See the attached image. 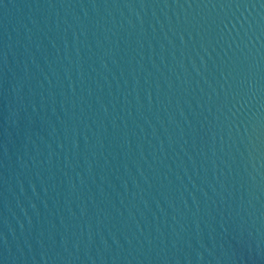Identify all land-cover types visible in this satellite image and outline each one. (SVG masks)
<instances>
[{
    "label": "water",
    "instance_id": "1",
    "mask_svg": "<svg viewBox=\"0 0 264 264\" xmlns=\"http://www.w3.org/2000/svg\"><path fill=\"white\" fill-rule=\"evenodd\" d=\"M0 264H264V0H0Z\"/></svg>",
    "mask_w": 264,
    "mask_h": 264
}]
</instances>
